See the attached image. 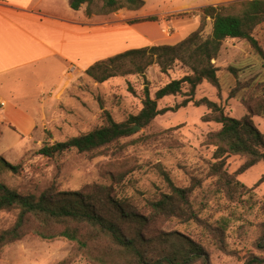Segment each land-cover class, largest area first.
Listing matches in <instances>:
<instances>
[{
  "label": "rangeland",
  "instance_id": "1",
  "mask_svg": "<svg viewBox=\"0 0 264 264\" xmlns=\"http://www.w3.org/2000/svg\"><path fill=\"white\" fill-rule=\"evenodd\" d=\"M184 1L186 4L180 7ZM233 1L239 0H143V5L135 10L120 9L108 15L89 17L85 16V5H82L80 17L89 34L94 36L96 61L128 48L175 44L199 27L200 7ZM58 2L62 9H67L68 0ZM211 29L212 20L206 18L201 36H208ZM254 33L264 44V23L255 28ZM213 62L219 69L220 90L204 81L197 86L194 100L207 97L229 116L247 115L264 134V112L252 115L243 102L249 100L247 89L241 87L249 81H264V67L249 43L242 39L225 40ZM187 72L186 67L176 63L163 75L159 67L152 64L145 69V77L129 74L99 83L87 76L78 63L65 64L64 77L57 86L44 89L30 85V92L33 87L41 92L31 102L20 103L22 108H29L32 117L27 130H21L15 120L0 119V155L11 165H17L16 170H12L0 161V180L20 193L39 194L50 187L77 190L88 183L109 184V173H114L117 177L124 175L127 195L150 197L167 189L166 176L181 187L191 186L196 178L200 185L192 190L190 197L198 220L171 219L164 225L165 230L179 231L200 243L211 264H246L252 256L262 260L255 264H264V248L260 246L264 243L261 238L264 181L256 185L264 174V162L237 176L246 186H254L252 191L238 195L234 202L217 192L214 178L207 173L209 163L214 161L215 147L206 142V137L221 125L203 121L202 116L210 113L205 105L195 106L190 102L177 111L159 114L149 126L137 128L136 133L105 148L97 156L75 150L51 157L39 153L44 144L65 141L102 125L105 112L117 122L126 120L142 108L146 81L150 96L154 97L158 88ZM22 88L20 92L25 93V87ZM238 88L236 95L230 97L231 91ZM187 90V84L183 85L182 91ZM263 94L264 86L253 92L254 96ZM184 97V93L166 96L157 101V106H173ZM5 98L11 104L18 100L10 95ZM255 101L252 98L250 104ZM244 161L242 155H228L225 168L233 173ZM16 217V210L0 211V232L11 227ZM222 219L227 220L222 234L226 251L219 249L212 231ZM67 259L68 264H91L75 249L73 242L63 237L42 239L29 234L0 248V264H57ZM192 264L204 263L198 260Z\"/></svg>",
  "mask_w": 264,
  "mask_h": 264
},
{
  "label": "trees",
  "instance_id": "2",
  "mask_svg": "<svg viewBox=\"0 0 264 264\" xmlns=\"http://www.w3.org/2000/svg\"><path fill=\"white\" fill-rule=\"evenodd\" d=\"M69 5L74 10L85 5L84 13L89 17L94 14L108 15L120 9L135 10L143 5V0H69ZM198 12L199 27L177 43L128 48L96 60L84 69L87 76L99 83L129 74L145 77V69L152 64H156L163 75H167L176 63L186 67L189 72L166 82L155 91L154 97L150 96L145 79L142 108L138 113L117 122L105 112L102 125L65 141L44 144L39 153L51 157L75 150L91 157L97 156L105 148L136 133L132 130L135 125L139 129L145 128L159 114L177 111L193 102L195 106L205 105L210 110V113L202 116L203 121H214L221 125L206 137V142L215 147L214 161L207 168L208 176L214 178L215 190L232 202L237 200L238 195L252 191L254 186H246L237 176L264 162V134L247 115L242 118L229 116L215 101L207 97L194 100V95L197 86L204 81L220 90L219 69L213 60L218 57L227 39L248 42L264 67V44L254 33L255 28L264 23V0L205 5ZM206 18L212 20V29L203 38L201 31ZM185 84L188 90L183 92ZM263 86L264 81H249L241 87L247 89L249 101L242 100L252 115L259 116L264 112V94L253 95ZM239 89L232 90L229 96L234 97ZM180 93L185 94L180 102L158 108L159 99ZM252 98L256 100L254 104H250ZM228 155L245 157V161L233 173H228L225 168ZM0 161L12 170L17 168L1 155ZM109 179V184L88 183L77 190L50 187L39 194L20 193L0 180V211H17L13 225L0 232V248L33 234L42 239L63 237L73 242L75 249L85 255L91 264H192L198 260L211 264L207 251L200 243L179 231L164 228L171 219L184 222L198 220L190 197L192 190L200 185L198 179L194 178L191 186L181 187L166 176L167 189L150 197L127 195L122 174L117 177L109 173ZM263 181L264 174L256 185ZM226 227L227 220L222 219L212 230L217 246L223 251L227 250L222 236ZM262 227L261 238L264 240V223ZM262 244L260 246L264 248ZM68 262L69 259L57 264ZM261 262V259L252 256L246 264Z\"/></svg>",
  "mask_w": 264,
  "mask_h": 264
},
{
  "label": "crops",
  "instance_id": "3",
  "mask_svg": "<svg viewBox=\"0 0 264 264\" xmlns=\"http://www.w3.org/2000/svg\"><path fill=\"white\" fill-rule=\"evenodd\" d=\"M67 6L62 9L57 0H0V100L5 102L0 119L17 121L21 130L29 128L32 117L20 103L40 96L35 87L57 86L67 63L85 69L95 61L94 36L80 9H72L69 0ZM6 95L18 99L16 104Z\"/></svg>",
  "mask_w": 264,
  "mask_h": 264
},
{
  "label": "built area",
  "instance_id": "4",
  "mask_svg": "<svg viewBox=\"0 0 264 264\" xmlns=\"http://www.w3.org/2000/svg\"><path fill=\"white\" fill-rule=\"evenodd\" d=\"M5 102L0 100V106H4Z\"/></svg>",
  "mask_w": 264,
  "mask_h": 264
},
{
  "label": "water",
  "instance_id": "5",
  "mask_svg": "<svg viewBox=\"0 0 264 264\" xmlns=\"http://www.w3.org/2000/svg\"><path fill=\"white\" fill-rule=\"evenodd\" d=\"M137 128L138 126L135 125L132 130L135 131Z\"/></svg>",
  "mask_w": 264,
  "mask_h": 264
}]
</instances>
